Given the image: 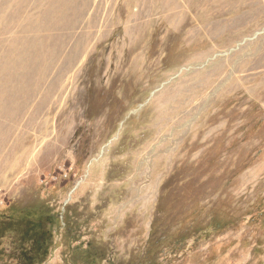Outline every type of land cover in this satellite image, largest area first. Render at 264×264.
Wrapping results in <instances>:
<instances>
[{
  "label": "rangeland",
  "instance_id": "374dc122",
  "mask_svg": "<svg viewBox=\"0 0 264 264\" xmlns=\"http://www.w3.org/2000/svg\"><path fill=\"white\" fill-rule=\"evenodd\" d=\"M263 58L264 0H0V221L57 216L42 264H264Z\"/></svg>",
  "mask_w": 264,
  "mask_h": 264
},
{
  "label": "trees",
  "instance_id": "16d2710c",
  "mask_svg": "<svg viewBox=\"0 0 264 264\" xmlns=\"http://www.w3.org/2000/svg\"><path fill=\"white\" fill-rule=\"evenodd\" d=\"M53 223H57L55 214H43L24 219L9 218L0 221V236L15 231L18 235L17 260L19 264H42L51 249Z\"/></svg>",
  "mask_w": 264,
  "mask_h": 264
},
{
  "label": "bare ground",
  "instance_id": "6f19581e",
  "mask_svg": "<svg viewBox=\"0 0 264 264\" xmlns=\"http://www.w3.org/2000/svg\"><path fill=\"white\" fill-rule=\"evenodd\" d=\"M260 76H262V78L264 79V63L262 65H259L254 61H252L251 63L249 62L242 67L240 72V78L243 85L257 80ZM262 94L264 96V93Z\"/></svg>",
  "mask_w": 264,
  "mask_h": 264
}]
</instances>
